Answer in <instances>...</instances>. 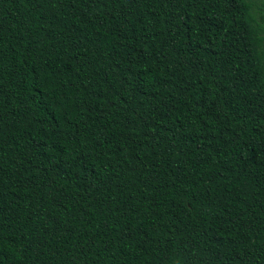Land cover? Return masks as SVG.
Returning <instances> with one entry per match:
<instances>
[{"label": "trees", "instance_id": "1", "mask_svg": "<svg viewBox=\"0 0 264 264\" xmlns=\"http://www.w3.org/2000/svg\"><path fill=\"white\" fill-rule=\"evenodd\" d=\"M0 264H264V0H0Z\"/></svg>", "mask_w": 264, "mask_h": 264}]
</instances>
